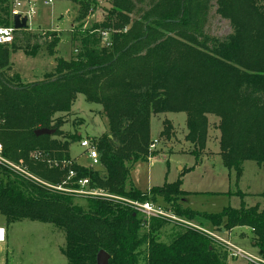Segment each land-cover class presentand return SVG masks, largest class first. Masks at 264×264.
<instances>
[{
  "label": "trees",
  "instance_id": "16d2710c",
  "mask_svg": "<svg viewBox=\"0 0 264 264\" xmlns=\"http://www.w3.org/2000/svg\"><path fill=\"white\" fill-rule=\"evenodd\" d=\"M14 1L0 0V25L11 24ZM64 1L78 6L76 21L98 6V0ZM104 1L101 20L72 30L79 47L69 60L56 56L59 34L48 33L45 48L54 67L39 80L22 83L9 72L17 50L38 53L27 30L15 32L25 35L24 45L0 46L2 155L22 160L32 175L0 165V223L28 219L62 229L68 264H96L100 250L109 254L108 264H226L227 247L213 234L243 226L264 259V208L241 204L207 213L186 205L181 179L146 190L130 180L133 166L153 154L151 116L168 112L185 113V139L197 151L206 144L207 115L218 116L222 164L236 179L245 161L264 166V0H216L217 13L232 26L223 38L204 31L212 0ZM105 31L108 45L100 44ZM78 94L99 104L107 120V133L89 140L99 156L94 167L70 155L80 134L62 130ZM40 128L55 131L35 135ZM70 170L75 175L68 179ZM80 179L88 180L87 190L163 205L197 227L179 225L171 242H160L168 218L146 219L119 199L56 188L78 190Z\"/></svg>",
  "mask_w": 264,
  "mask_h": 264
},
{
  "label": "rangeland",
  "instance_id": "374dc122",
  "mask_svg": "<svg viewBox=\"0 0 264 264\" xmlns=\"http://www.w3.org/2000/svg\"><path fill=\"white\" fill-rule=\"evenodd\" d=\"M108 4L98 0V6L84 19L76 21L77 5L69 1L52 0L47 5L36 2L35 14L28 20L26 32L32 35L29 46L37 43L40 48L35 57L26 56L22 50L11 55L10 73H18L22 83H30L42 78L44 73L53 71L54 57L46 53L45 42L49 32L59 34L56 56L69 60L76 53L79 43L72 42V30L82 26L88 28L94 21L102 19L104 7ZM80 26V27H81ZM83 29V30H84ZM76 30V29H75ZM204 31L209 36L223 38L232 32L230 21L217 13L216 0L211 1ZM100 44L109 39L110 33L103 35ZM24 34H17L16 43L24 45ZM62 126L65 133L76 131L81 139H94L107 133V120L99 104L88 103L78 94L69 114L64 116ZM82 119V123L77 124ZM208 131L205 147L197 151L195 145L186 141V115L179 113H160L151 116L150 137L157 140L148 161H138L132 168L130 180L141 190L160 186L181 179V189L189 192L186 205L198 211L217 213L224 207L238 208L258 205L264 208V166L253 161L242 164L241 176L236 179L234 170L227 169L221 160L219 128L220 118L208 114ZM76 123V124H74ZM162 131H164L162 133ZM162 133V134H161ZM84 148L80 141L70 145V155L78 162L86 164ZM197 155H193V154ZM197 156V157H196ZM189 168H192L188 170ZM185 170H188L184 172ZM182 172H184L182 174ZM161 205V204H160ZM163 205H161L162 208ZM173 219L162 229L158 240L169 243L178 235L182 227L188 225L185 219L176 217L164 209ZM144 218L145 216L141 214ZM192 224V223H191ZM7 239L0 243V264H68L61 249L65 235L62 229L51 223L22 219L9 225ZM190 226V225H189ZM211 231V227L207 226ZM227 247L226 264H264L258 248L252 241L249 227H236L230 230H216L214 234ZM240 249L245 254L237 255ZM252 259H249L247 255Z\"/></svg>",
  "mask_w": 264,
  "mask_h": 264
},
{
  "label": "built area",
  "instance_id": "2783aa9c",
  "mask_svg": "<svg viewBox=\"0 0 264 264\" xmlns=\"http://www.w3.org/2000/svg\"><path fill=\"white\" fill-rule=\"evenodd\" d=\"M37 1H41V3L43 5H47L48 3L52 2V0H15L14 1V5L12 8V14H11L12 15L11 24L0 25V46L10 45L14 41L15 32L17 30L14 28V25H13L14 15L19 14L21 17L26 16L27 17V23H28V20L35 14V8H36V2ZM108 33L109 32H106V31L102 32L101 37L104 38L103 35L108 34ZM108 42H109V39L106 38L105 44L108 45ZM156 143H157V140H153L152 143L149 145L150 153L155 148ZM80 146L84 148V152H85L84 154H85L86 158L88 159L89 165L92 167L98 165L99 164V156H98V153H97L95 147L90 143V141L88 139H81ZM2 152H3V147L0 144V165L1 166H6L16 173H20L22 175L32 177V175H30L26 171L25 167L23 166L22 160H19L18 163L8 161L3 157ZM32 156L34 158H39L40 154L35 153V154H32ZM74 175H75V173L70 170L68 173V179L74 177ZM87 183H88L87 179L78 180V184L80 185V189H78V190H66V189L61 188L60 186H58L56 188L58 190H65V191H69V192H74V193L79 194V195H101V196H109L112 198L119 199L125 203H128L134 210L143 214L146 219H149L150 217H163V218H168V220L173 219L172 216L169 215V213H167L163 208H161L160 206H157L151 202H143L142 203V202L135 201V200H128V199H124V198H120V197H116V196H111V195L105 194L101 190H87L85 188ZM188 225L193 226V227H197L191 223H188ZM213 236L216 237L214 234H213ZM5 240H6V230H5V227L3 225H0V243H4ZM236 254L241 255V254H245V253L243 251H241L240 249H237ZM247 257H249V259L254 260L249 255H247Z\"/></svg>",
  "mask_w": 264,
  "mask_h": 264
},
{
  "label": "water",
  "instance_id": "95a60500",
  "mask_svg": "<svg viewBox=\"0 0 264 264\" xmlns=\"http://www.w3.org/2000/svg\"><path fill=\"white\" fill-rule=\"evenodd\" d=\"M13 25L15 29H24L27 27V17H21L19 14L14 15ZM54 129L40 128L35 131V135L53 134ZM109 254L103 250H100L96 256V264H108Z\"/></svg>",
  "mask_w": 264,
  "mask_h": 264
},
{
  "label": "crops",
  "instance_id": "0c3cea01",
  "mask_svg": "<svg viewBox=\"0 0 264 264\" xmlns=\"http://www.w3.org/2000/svg\"><path fill=\"white\" fill-rule=\"evenodd\" d=\"M5 227V226H4ZM5 230H6V239H7V228L5 227ZM6 241V240H5Z\"/></svg>",
  "mask_w": 264,
  "mask_h": 264
}]
</instances>
